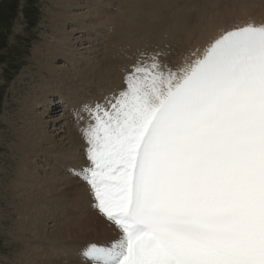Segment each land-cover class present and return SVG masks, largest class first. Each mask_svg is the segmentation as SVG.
Returning a JSON list of instances; mask_svg holds the SVG:
<instances>
[{
    "label": "snow or ice",
    "instance_id": "snow-or-ice-1",
    "mask_svg": "<svg viewBox=\"0 0 264 264\" xmlns=\"http://www.w3.org/2000/svg\"><path fill=\"white\" fill-rule=\"evenodd\" d=\"M138 61L81 129L91 207L117 238L91 264H264V24L178 71ZM150 61V62H149Z\"/></svg>",
    "mask_w": 264,
    "mask_h": 264
},
{
    "label": "bare ground",
    "instance_id": "bare-ground-1",
    "mask_svg": "<svg viewBox=\"0 0 264 264\" xmlns=\"http://www.w3.org/2000/svg\"><path fill=\"white\" fill-rule=\"evenodd\" d=\"M58 6L55 9L59 13H54L50 19L52 24L56 22L60 27L52 28L45 36L46 40L44 37L43 43L34 47L32 55L35 64L44 67L36 73L43 78L41 85L45 89L40 86L37 89L36 84L30 85L34 99H30L29 93L26 94L22 104L25 113L38 106L48 112L56 107L54 97L59 98L57 104L62 103V106L69 108L67 111L89 105V101H83L80 105L79 100L84 98H96L105 103L106 98H114L124 90V77L138 61L143 62L159 54L162 67L178 71L199 58L225 32L249 23L264 24V0H60ZM84 9L87 11H82ZM77 10L81 12L75 14ZM83 33L93 42L100 40L98 45H92L94 49L90 58L74 48L81 39L73 38L74 35ZM62 59L65 63L61 67L50 64ZM40 100H44L41 105ZM64 117H67L68 124L72 123L66 128L67 135L62 140L56 141L44 126H40L39 114L23 122L22 133H27L23 138L20 137L22 133L13 136L12 147L17 148L20 158L17 161L19 173L12 183L17 198L24 202L21 203L22 218L27 224V231L31 233L21 242L32 260L26 261L27 257L23 264H54L57 259L50 256V262H45V252L35 244L36 241H46L49 246L52 245L47 239L53 234L47 232L45 225L58 198L60 200L55 208H61L66 218L54 229V240L63 243L67 264H73V261L78 263V254L81 253L76 248L80 242L68 240L82 238L85 241L82 244H88L97 239L101 246H108L118 235L115 227L91 207L93 202L85 183L73 177L72 173H63L62 176L61 172L59 175L58 168L49 173L44 171V183L43 179L40 180L38 169L32 168L38 150L44 151L45 160L58 158L56 161L65 165V170L84 167V159L80 156L87 145L81 129L89 121L82 120L73 127L76 118L73 119V113L64 112L61 118ZM49 198L52 199L51 205L44 203ZM75 248L79 250L74 251Z\"/></svg>",
    "mask_w": 264,
    "mask_h": 264
},
{
    "label": "rangeland",
    "instance_id": "rangeland-1",
    "mask_svg": "<svg viewBox=\"0 0 264 264\" xmlns=\"http://www.w3.org/2000/svg\"><path fill=\"white\" fill-rule=\"evenodd\" d=\"M59 2L60 0H0V264H23L27 257L28 259H26V261L32 260L31 256L26 253L27 250L24 243L21 242L25 238L27 239L31 233L27 231V224L22 218L21 203L24 202H21L22 200L17 198L16 189L13 188L12 183L16 178V174L19 173V171H17L19 162L17 161H19L20 158L17 153V148L12 147L14 143L12 142L14 141L13 136L17 137L18 133L21 134L25 126L23 122L36 114L40 116V126H44L45 131L55 137L56 141L65 138L67 129L72 123L71 121V123L68 124L67 117L61 118L64 112H70L67 111L69 109L67 106L64 107L62 103H56L60 102L58 97L56 99L55 97L53 98L56 101H54L56 107L50 109L48 112H45V108L38 106L35 109H29L30 111L25 113L24 105H22L24 104L23 101L25 97H27L26 94L29 93L30 99H34V95L29 90L30 85L33 86V84H36L35 86L37 89H39L37 86L43 87L41 85V83H43V78L36 72L42 70L44 67L41 64H35L36 61L32 58V55L34 47L43 43V38L47 36L49 31L52 30V28L60 27L58 23L55 24L56 22L52 24V19H50L54 13H59L58 9H55L59 7ZM82 11L86 12L87 10L84 9ZM80 12L81 10H77L75 14H79ZM65 30H67V26H65ZM69 30L70 28H68V31ZM46 38L47 37H45V40ZM73 38H81L80 43H75L74 48L78 50L77 52H82L84 56L88 58L91 57L94 49L93 46H96V43L97 45L100 43V40H97L98 42H93L92 39L84 33L75 34ZM51 63L61 67L63 63H65V60L62 59L61 61H53L50 62V64ZM43 89L45 88L43 87ZM42 91L38 92L40 93ZM64 95L67 96L68 94ZM94 100L100 103L104 102L96 98H84L79 101L81 105L83 101H89L90 104H95ZM43 102L44 100H40V105L43 104ZM82 120H85L83 115L76 117L73 121V127L82 122ZM49 126H51V128ZM25 130L24 128V131ZM25 135L22 133L20 137L23 138ZM83 156H86L85 149L81 152V159H84ZM45 157L44 151L38 150L37 159L32 167L38 169L36 170L39 172L40 180L43 179L44 183H46V180H44V171L49 173L52 169L58 168L59 171H57V173L59 175L61 172L62 176H64L63 173H67V175L71 173L70 169L67 168L65 170V165L59 164V161H56L58 158L52 159V157H50V159L45 160ZM87 165L88 162H85L84 167ZM49 167H51V169H49ZM71 175L75 177L73 174ZM81 182L84 183L83 181ZM51 200L49 198V200L44 201V203L49 204ZM59 200V198L58 200L56 199L57 202L55 205L52 204L53 209L51 217L45 225L47 232L53 234V237L47 239L52 245L49 246V243H45L46 241H42V243L36 241L35 246H39V249L45 252L43 257L45 262L48 260L50 262L49 257L52 256L53 258L57 257L55 262L51 260L54 264H64L65 262L67 264V261H65L67 256L66 249L62 250L64 246L63 243L54 240V229L58 228V224H61L63 222L62 220L66 218L61 208H55ZM18 203L20 204L18 205ZM19 212H21V214ZM19 219H21L22 222ZM23 224L25 227L24 230ZM87 238L90 239V237ZM68 241L80 242L76 248H79L81 253L89 246L88 244L101 246L97 239H94L91 241L92 243L88 244L87 242L86 244H82V242H85L82 238ZM76 248L74 251L79 250ZM81 253L80 255L78 254L77 258L80 261H78V263L77 261H73L72 263L91 264L90 261H86L85 258L82 257Z\"/></svg>",
    "mask_w": 264,
    "mask_h": 264
}]
</instances>
